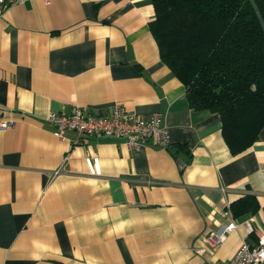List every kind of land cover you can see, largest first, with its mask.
I'll return each instance as SVG.
<instances>
[{
  "label": "crops",
  "instance_id": "0c3cea01",
  "mask_svg": "<svg viewBox=\"0 0 264 264\" xmlns=\"http://www.w3.org/2000/svg\"><path fill=\"white\" fill-rule=\"evenodd\" d=\"M153 17L151 0L0 4V122L13 121L0 129V264H210L264 234V127L232 154L219 113L192 108L161 60ZM116 102L160 112L172 146L81 142L45 120ZM252 193L256 212L236 217L231 203Z\"/></svg>",
  "mask_w": 264,
  "mask_h": 264
},
{
  "label": "trees",
  "instance_id": "16d2710c",
  "mask_svg": "<svg viewBox=\"0 0 264 264\" xmlns=\"http://www.w3.org/2000/svg\"><path fill=\"white\" fill-rule=\"evenodd\" d=\"M150 31L161 60L186 87L194 109L217 112L232 154L264 127V0H151ZM258 208L255 194L230 205Z\"/></svg>",
  "mask_w": 264,
  "mask_h": 264
},
{
  "label": "built area",
  "instance_id": "2783aa9c",
  "mask_svg": "<svg viewBox=\"0 0 264 264\" xmlns=\"http://www.w3.org/2000/svg\"><path fill=\"white\" fill-rule=\"evenodd\" d=\"M24 0H0L3 6H9ZM45 120L56 135L62 137L68 130L77 134L78 141L90 138L117 137L125 141L130 149L138 150L142 146L170 148L169 128L160 112L149 115L127 109L121 103H114L108 114L92 113L87 107L75 106L70 112L50 111ZM13 124L11 119H3L0 129ZM239 222L231 220L216 230H209L204 235L207 245H220L228 232L237 228ZM248 234L255 231L249 220L243 222ZM253 243L241 240L239 246L226 259L214 260L210 264H264V234H257ZM201 249H199L200 251Z\"/></svg>",
  "mask_w": 264,
  "mask_h": 264
}]
</instances>
